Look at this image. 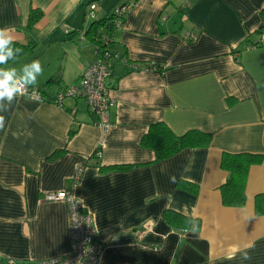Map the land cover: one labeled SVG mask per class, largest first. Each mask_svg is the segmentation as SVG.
Returning <instances> with one entry per match:
<instances>
[{"label":"crops","instance_id":"crops-1","mask_svg":"<svg viewBox=\"0 0 264 264\" xmlns=\"http://www.w3.org/2000/svg\"><path fill=\"white\" fill-rule=\"evenodd\" d=\"M132 3L108 48L110 127L82 97L57 94L95 58L93 20ZM96 5L88 21V4ZM264 0H0V28L33 48L0 68L39 60L44 99L17 96L0 128V264H39L69 252L67 191L93 216L99 264H264ZM31 9L42 15L28 26ZM104 32V29H102ZM153 65V66H152ZM211 134L206 147L156 160L141 145L149 126ZM100 145L101 153L95 155ZM224 153L260 160L247 169L245 201L224 205ZM83 164L78 174V167ZM178 214L191 224L171 219ZM247 245L249 260L241 252Z\"/></svg>","mask_w":264,"mask_h":264},{"label":"built area","instance_id":"built-area-1","mask_svg":"<svg viewBox=\"0 0 264 264\" xmlns=\"http://www.w3.org/2000/svg\"><path fill=\"white\" fill-rule=\"evenodd\" d=\"M132 3L118 6L113 12L114 27H119L124 15ZM264 6V5H262ZM96 5L88 4L86 16L89 19H94ZM264 10V9H262ZM262 36L260 43L264 44V24H262ZM105 41V39H103ZM95 58L85 64L84 70L78 77V81L67 85L61 90L55 99V104L61 105L65 97L84 98L87 102L88 110L95 117V123L104 131L110 127V111L115 102L111 96V92L106 86L108 76L111 74V60L115 56L105 47L94 45ZM35 93V94H34ZM31 99L42 101L44 96L39 89L27 87V92L24 94ZM100 145L96 148L95 155L101 153ZM83 164L78 167V174L81 172ZM45 201H62L68 207L69 215V235L70 247L69 252L46 261H41L39 264H99L103 253V246L98 241L93 224L94 219L90 212L84 208L79 200L67 191L47 192L43 195ZM2 257L0 256V263Z\"/></svg>","mask_w":264,"mask_h":264},{"label":"trees","instance_id":"trees-1","mask_svg":"<svg viewBox=\"0 0 264 264\" xmlns=\"http://www.w3.org/2000/svg\"><path fill=\"white\" fill-rule=\"evenodd\" d=\"M41 15L42 12L40 10L31 9L27 19L28 26H32ZM112 15L101 20H93L90 27L85 31L84 36L93 44V47L96 45L109 50L108 45L115 29L113 28L114 22ZM102 29H104V32H102ZM14 47L22 49L17 55L20 56L32 50L33 45L14 42ZM142 136L141 145L152 149L155 153L156 160L166 159L184 148H196V146L206 147L211 141V134L199 130L195 131V129L188 130L184 134L175 135L166 124L161 122L151 124L148 131ZM259 160V156L247 153H224L221 156V167L228 172V179L221 186L220 193L224 205L239 206L244 203V180L248 172L247 168ZM254 205L258 214H264V193L257 195ZM170 217L171 219L175 217L178 223L179 221H183L182 226L188 227L186 221L189 219L178 214H172Z\"/></svg>","mask_w":264,"mask_h":264},{"label":"clouds","instance_id":"clouds-1","mask_svg":"<svg viewBox=\"0 0 264 264\" xmlns=\"http://www.w3.org/2000/svg\"><path fill=\"white\" fill-rule=\"evenodd\" d=\"M15 37L7 28H0V65H7L10 60L22 51V49L14 47ZM43 68L39 60L25 64L22 68V75L17 74L15 68H0V111H6L7 106H11L17 96L24 95L27 92L28 85H35L37 77L42 74ZM35 94V93H34ZM4 116L0 115V128L4 126ZM187 225L191 224L187 230L193 234L199 232V226L195 219L186 221ZM245 245L241 252L243 260H249L251 257Z\"/></svg>","mask_w":264,"mask_h":264},{"label":"rangeland","instance_id":"rangeland-1","mask_svg":"<svg viewBox=\"0 0 264 264\" xmlns=\"http://www.w3.org/2000/svg\"><path fill=\"white\" fill-rule=\"evenodd\" d=\"M87 20H88V21H92L93 19H89V18H87Z\"/></svg>","mask_w":264,"mask_h":264}]
</instances>
